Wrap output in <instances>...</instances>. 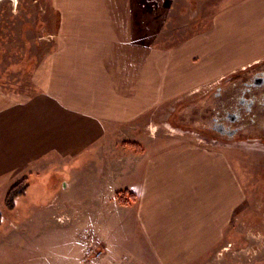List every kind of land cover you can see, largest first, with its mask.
<instances>
[{
  "label": "crops",
  "instance_id": "1",
  "mask_svg": "<svg viewBox=\"0 0 264 264\" xmlns=\"http://www.w3.org/2000/svg\"><path fill=\"white\" fill-rule=\"evenodd\" d=\"M51 6L56 40L39 89L24 97L0 85V196L18 177L61 168L88 151L94 158L100 149L110 178L124 181L111 196L135 213L165 264L209 254L244 202L228 148L161 133L137 141L134 155L112 159L102 149L121 132L154 133L161 107L264 60V0H234L230 30L215 20L207 37L173 49L138 40L132 0H51Z\"/></svg>",
  "mask_w": 264,
  "mask_h": 264
},
{
  "label": "rangeland",
  "instance_id": "2",
  "mask_svg": "<svg viewBox=\"0 0 264 264\" xmlns=\"http://www.w3.org/2000/svg\"><path fill=\"white\" fill-rule=\"evenodd\" d=\"M132 2L138 40L173 49L189 39L207 37L215 31V20L226 23L230 30L229 10L234 0ZM56 24L51 0L0 1V85L24 97L39 89L54 50ZM229 36L223 32L224 40ZM249 66L234 68L224 76ZM212 83L195 87L182 100L161 107L154 133L144 129L121 132L111 148L102 150L112 159L134 155L137 141L161 133L203 143L205 138L198 132L212 119L211 106H207L214 101L212 95L207 96ZM99 150H94V158L88 151L61 168L52 166L27 175L29 187L16 199L13 210L5 205L6 195L23 179L18 177L0 196V264H165L163 255L142 234L135 213L111 196L113 186L124 181L119 176L110 178L107 165L98 160ZM225 150L233 158L244 202L234 212L223 243L209 254L194 257L190 264H264V151L249 143ZM92 247L101 250V256L87 259Z\"/></svg>",
  "mask_w": 264,
  "mask_h": 264
},
{
  "label": "flooded vegetation",
  "instance_id": "3",
  "mask_svg": "<svg viewBox=\"0 0 264 264\" xmlns=\"http://www.w3.org/2000/svg\"><path fill=\"white\" fill-rule=\"evenodd\" d=\"M207 91L212 119L199 131L221 146L255 144L264 151V61L222 77Z\"/></svg>",
  "mask_w": 264,
  "mask_h": 264
},
{
  "label": "trees",
  "instance_id": "4",
  "mask_svg": "<svg viewBox=\"0 0 264 264\" xmlns=\"http://www.w3.org/2000/svg\"><path fill=\"white\" fill-rule=\"evenodd\" d=\"M28 187V181L26 179H23L18 184L10 188L5 199V205L9 210L15 209L16 199L23 196ZM2 218L3 216L0 212V225L2 223Z\"/></svg>",
  "mask_w": 264,
  "mask_h": 264
},
{
  "label": "built area",
  "instance_id": "5",
  "mask_svg": "<svg viewBox=\"0 0 264 264\" xmlns=\"http://www.w3.org/2000/svg\"><path fill=\"white\" fill-rule=\"evenodd\" d=\"M100 253H98V255H99Z\"/></svg>",
  "mask_w": 264,
  "mask_h": 264
},
{
  "label": "water",
  "instance_id": "6",
  "mask_svg": "<svg viewBox=\"0 0 264 264\" xmlns=\"http://www.w3.org/2000/svg\"><path fill=\"white\" fill-rule=\"evenodd\" d=\"M0 1H2V0H0Z\"/></svg>",
  "mask_w": 264,
  "mask_h": 264
}]
</instances>
